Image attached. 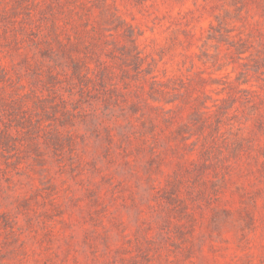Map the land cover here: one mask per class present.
<instances>
[{
    "label": "rangeland",
    "instance_id": "rangeland-1",
    "mask_svg": "<svg viewBox=\"0 0 264 264\" xmlns=\"http://www.w3.org/2000/svg\"><path fill=\"white\" fill-rule=\"evenodd\" d=\"M0 264H264V0H0Z\"/></svg>",
    "mask_w": 264,
    "mask_h": 264
}]
</instances>
